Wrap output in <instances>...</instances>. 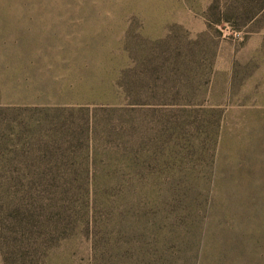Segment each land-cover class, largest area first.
Instances as JSON below:
<instances>
[{
  "label": "rangeland",
  "instance_id": "1",
  "mask_svg": "<svg viewBox=\"0 0 264 264\" xmlns=\"http://www.w3.org/2000/svg\"><path fill=\"white\" fill-rule=\"evenodd\" d=\"M0 264H264V0H0Z\"/></svg>",
  "mask_w": 264,
  "mask_h": 264
}]
</instances>
